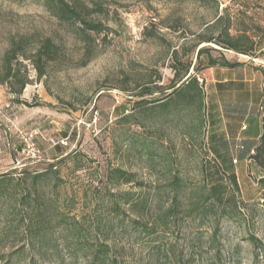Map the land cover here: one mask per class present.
Here are the masks:
<instances>
[{
    "label": "rangeland",
    "instance_id": "374dc122",
    "mask_svg": "<svg viewBox=\"0 0 264 264\" xmlns=\"http://www.w3.org/2000/svg\"><path fill=\"white\" fill-rule=\"evenodd\" d=\"M65 1L101 32L47 0H0V67L24 39L16 70L29 82L20 97L0 84V264H91L97 252L108 264L109 250L119 264H264L262 173L228 139L262 132L264 0ZM244 32L250 56L207 43ZM210 57L241 65L212 71ZM188 77L202 94H172Z\"/></svg>",
    "mask_w": 264,
    "mask_h": 264
},
{
    "label": "trees",
    "instance_id": "16d2710c",
    "mask_svg": "<svg viewBox=\"0 0 264 264\" xmlns=\"http://www.w3.org/2000/svg\"><path fill=\"white\" fill-rule=\"evenodd\" d=\"M47 5L48 7L52 9H56L55 12L56 16L59 17L62 20L65 21H73L80 23L81 28L83 29L84 32L87 31H94L97 33L101 32V26L98 24H93L91 22H87L84 20H80L77 11L71 7L65 0H47ZM249 39L247 34L241 33L240 36L233 38L230 34H226L224 40H217L213 37H210L207 39V43H215L219 45L221 48L234 51L238 54L245 55V56H250V54L253 51V47L250 48H244L241 46V41L243 39ZM25 40L21 39L19 42L16 40H13L11 42L9 49L5 52L4 57H3V62L0 67V84H5L9 85L12 90H14V93L20 97L25 89V87L29 84L28 78L25 77V74L23 76L20 75V72L16 70L17 66H21L23 64V59H28L25 52L21 53L20 50L23 47ZM203 42H201L199 45H201ZM55 51V46L52 42L51 39H47L44 41L42 46L38 48V50L35 53V57L38 61H43V59L47 60L50 59L51 54ZM208 52L204 47H200L198 50V56L203 55L204 53ZM36 64V69L38 72L39 77H42L44 72L43 68L40 67L37 63ZM209 68H223V69H235L239 67L241 64L239 63H232L229 60H227L225 57H222L221 60L214 59L213 57H210L209 60ZM180 88V86L178 87ZM176 88V86H173L172 89H175L172 94L179 93L183 89L188 90H198L200 94H202V90L199 86V82L196 77H188V82L186 86H184L181 90ZM186 93V92H184ZM183 93V95H184ZM171 94V95H172ZM171 95L166 96L165 99H169ZM19 102L23 103L24 105L27 104V102H22L18 100ZM161 100H159L160 102ZM262 110H263V115L261 119V126H262V132H261V137L259 139L258 145L255 148L254 152L251 153L250 160H254L256 163V166L258 167L259 171L262 173V177L259 178V184L261 188L264 190V100L262 102ZM115 175L120 176L122 178H125V181L128 183L130 182V176L128 177V174L122 170H115L114 172ZM227 180L231 184L232 189L235 192L240 191V184L238 181V177L236 174H231L228 176ZM225 182L224 180H221L220 182L213 184L211 186H204L203 190L208 193L207 201H210L212 199H221L219 196H221V191L225 190ZM139 205L142 204L143 202H138ZM171 211L174 210V205L172 208H170ZM227 209L223 207V213H226ZM103 254V263H108V264H119L117 262L116 257H113L110 250L102 253ZM100 253L97 252L94 256L93 261L91 264H98L100 261Z\"/></svg>",
    "mask_w": 264,
    "mask_h": 264
},
{
    "label": "crops",
    "instance_id": "0c3cea01",
    "mask_svg": "<svg viewBox=\"0 0 264 264\" xmlns=\"http://www.w3.org/2000/svg\"><path fill=\"white\" fill-rule=\"evenodd\" d=\"M224 2H230L232 0H223ZM221 7H225V5L221 4ZM203 47V46H201ZM212 71H229V69H223V68H219V67H215V68H211ZM213 83L215 84L216 87L219 88H231V87H239L242 86L244 82H246L247 80H236L233 79L231 77H219V78H212ZM245 126H242L240 128V131L238 134L236 135H231L228 136L229 140H232L233 142H235L237 145H235V149L237 152L241 151V150H247L249 149V154L253 153L255 148L258 145L259 139L261 137V134L255 139L256 141H258L257 143H252L253 138L249 137V136H243V133L245 131H247V129H244ZM240 144V145H239Z\"/></svg>",
    "mask_w": 264,
    "mask_h": 264
},
{
    "label": "built area",
    "instance_id": "2783aa9c",
    "mask_svg": "<svg viewBox=\"0 0 264 264\" xmlns=\"http://www.w3.org/2000/svg\"><path fill=\"white\" fill-rule=\"evenodd\" d=\"M157 22H158L157 18H154V17L151 18V23H154V24H155V23H157ZM244 129H245V128H244ZM28 148H30V145H28ZM31 150H32V149H31ZM24 154H25V149H24ZM33 157H34V158L37 157L35 153L33 154ZM234 162L237 163V161H234Z\"/></svg>",
    "mask_w": 264,
    "mask_h": 264
}]
</instances>
